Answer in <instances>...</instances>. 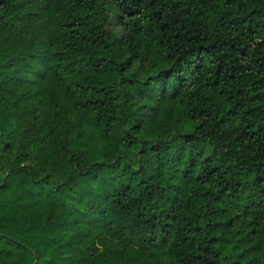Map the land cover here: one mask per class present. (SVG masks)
<instances>
[{
    "label": "trees",
    "instance_id": "obj_1",
    "mask_svg": "<svg viewBox=\"0 0 264 264\" xmlns=\"http://www.w3.org/2000/svg\"><path fill=\"white\" fill-rule=\"evenodd\" d=\"M0 264H264V0H0Z\"/></svg>",
    "mask_w": 264,
    "mask_h": 264
}]
</instances>
